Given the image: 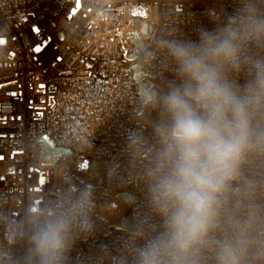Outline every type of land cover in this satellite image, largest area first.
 Wrapping results in <instances>:
<instances>
[{
    "label": "clouds",
    "instance_id": "1",
    "mask_svg": "<svg viewBox=\"0 0 264 264\" xmlns=\"http://www.w3.org/2000/svg\"><path fill=\"white\" fill-rule=\"evenodd\" d=\"M147 58L160 82L138 101L127 174L110 169L143 197L120 264H264V0H234L195 39L166 30ZM60 185L25 208L0 264H68L76 240L95 231V187Z\"/></svg>",
    "mask_w": 264,
    "mask_h": 264
},
{
    "label": "built area",
    "instance_id": "2",
    "mask_svg": "<svg viewBox=\"0 0 264 264\" xmlns=\"http://www.w3.org/2000/svg\"><path fill=\"white\" fill-rule=\"evenodd\" d=\"M233 6L234 0H0V247L7 248L25 208L44 206L59 194L60 178L69 177L95 187L97 212L95 231L76 240L68 264H120L127 227L117 220L131 219L143 201L135 185L110 180L111 168L128 172L126 140L141 98L124 56L132 49L125 35L137 31L146 40L136 57L154 88L161 70L147 53L157 37L175 27L195 39ZM41 133L69 152L44 160ZM97 162L98 179L89 183ZM119 189H131L137 205H123ZM9 252L19 258L24 246Z\"/></svg>",
    "mask_w": 264,
    "mask_h": 264
},
{
    "label": "rangeland",
    "instance_id": "3",
    "mask_svg": "<svg viewBox=\"0 0 264 264\" xmlns=\"http://www.w3.org/2000/svg\"><path fill=\"white\" fill-rule=\"evenodd\" d=\"M144 34H146V24H143V35ZM125 40L130 42L132 49L131 51H125L124 56L127 60H129L133 72V78L138 86V94L142 96L144 91L149 89L153 84L152 77L144 72L142 67L139 65V62L136 57L138 52L142 51L145 48L146 40L143 39L137 31L127 32L125 35ZM39 140L41 142L42 156L44 160H47L49 158L55 159L57 155L69 152V149L66 146L57 144L54 139L46 133H41L39 135ZM100 169V162H97L90 166V170L93 174L87 179L89 183L94 182L98 179L97 172ZM116 194L124 205L127 203L125 201V197L134 193L131 189H119ZM117 222L124 227H128V225L131 223V219L127 216H122L121 218H119V220H117Z\"/></svg>",
    "mask_w": 264,
    "mask_h": 264
},
{
    "label": "snow or ice",
    "instance_id": "4",
    "mask_svg": "<svg viewBox=\"0 0 264 264\" xmlns=\"http://www.w3.org/2000/svg\"><path fill=\"white\" fill-rule=\"evenodd\" d=\"M40 50H41V48L39 46H37L36 51L39 52Z\"/></svg>",
    "mask_w": 264,
    "mask_h": 264
}]
</instances>
